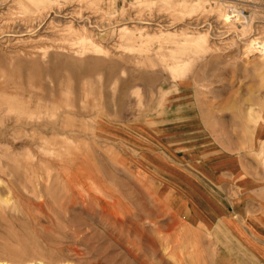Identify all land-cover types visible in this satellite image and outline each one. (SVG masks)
<instances>
[{
	"label": "rangeland",
	"instance_id": "374dc122",
	"mask_svg": "<svg viewBox=\"0 0 264 264\" xmlns=\"http://www.w3.org/2000/svg\"><path fill=\"white\" fill-rule=\"evenodd\" d=\"M250 175L264 0H0V264H264Z\"/></svg>",
	"mask_w": 264,
	"mask_h": 264
},
{
	"label": "crops",
	"instance_id": "0c3cea01",
	"mask_svg": "<svg viewBox=\"0 0 264 264\" xmlns=\"http://www.w3.org/2000/svg\"><path fill=\"white\" fill-rule=\"evenodd\" d=\"M260 129H261V128H257V129L254 131V133H253V135L255 136V137H254V141L258 140L259 135H260V132H261ZM259 130H260V132H259ZM256 137H257V138H256ZM197 169H198L201 173H204V175H207L208 177H210V179L213 180L214 182L217 181V179H218V175H209V174H210V169L205 168V167H203V166H201V165L197 166ZM232 176H233V175H232ZM248 179L251 180V182L249 183V185H251V187L249 188V187H248V184H246V185H244V186H245L244 188H245V190H247V191H249V192L251 193V196L253 197V200L250 201V203L253 205V203L256 201V200L254 199L255 197L258 199V201H259V199H260L261 197H264V188H261V187L259 186L260 181L264 179V176H263V175H250V176H248ZM211 185H212L214 188L217 187L216 185H213V184H211ZM209 199H210L211 203L214 204V206H218L219 208L222 209L224 200H218V199H216V198L213 196V194L210 195ZM226 202H227L229 205L231 204V202L228 201L227 199H226ZM247 203H248V201L245 202V204H247ZM230 211H231V209H230ZM229 213H230V212H229ZM229 213H228V214H229ZM252 219H254L255 221H258V220L261 219V217H260V216H257V217H254V218L251 217V220H252ZM260 242H262V241H258V243H260Z\"/></svg>",
	"mask_w": 264,
	"mask_h": 264
},
{
	"label": "bare ground",
	"instance_id": "6f19581e",
	"mask_svg": "<svg viewBox=\"0 0 264 264\" xmlns=\"http://www.w3.org/2000/svg\"><path fill=\"white\" fill-rule=\"evenodd\" d=\"M236 18V17H235ZM237 21V20H236ZM231 33V32H230ZM259 38H254L253 40H251L247 46H251V45H259L260 42H252V41H255V40H258ZM14 42V41H13ZM90 45V44H89ZM37 177V176H36ZM29 178V177H28Z\"/></svg>",
	"mask_w": 264,
	"mask_h": 264
}]
</instances>
